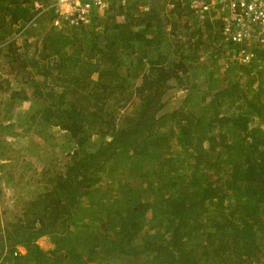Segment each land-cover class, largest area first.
<instances>
[{
	"label": "trees",
	"instance_id": "16d2710c",
	"mask_svg": "<svg viewBox=\"0 0 264 264\" xmlns=\"http://www.w3.org/2000/svg\"><path fill=\"white\" fill-rule=\"evenodd\" d=\"M131 1L133 11L145 3ZM33 2L0 0V20L19 21ZM162 9L154 11L163 26ZM184 10L168 12L175 41L163 56L177 44L175 54L211 64L213 81H194L181 106L160 116L153 91L175 87L169 80L182 84L179 72L190 69L172 56L161 64L147 56L137 84L140 65H129L137 35L127 12L104 27L95 15L87 26L56 30L54 42L4 67L38 91L23 132L64 130L69 159L0 227V264H264V52L263 62L231 59L239 47L223 40L219 22ZM48 54L58 62L39 57ZM0 89L11 107L26 100L8 78ZM122 100L132 106L123 118L116 113ZM43 236L55 250L41 247Z\"/></svg>",
	"mask_w": 264,
	"mask_h": 264
},
{
	"label": "crops",
	"instance_id": "0c3cea01",
	"mask_svg": "<svg viewBox=\"0 0 264 264\" xmlns=\"http://www.w3.org/2000/svg\"><path fill=\"white\" fill-rule=\"evenodd\" d=\"M107 1L109 3V8L104 14L100 15V17L103 18H101L102 21L98 22V24H100L101 26L104 27L106 24H109L112 21L113 16L118 18V21L123 22L126 18V12L131 16L134 15V17L132 16L134 19L132 29L137 35L135 43L136 52L133 55V60L129 62V65H140L141 72L138 73L136 82L137 84L141 83L144 77V73L147 72V69L149 67L150 62L147 56L152 58L155 62H157V64L163 63L164 58L167 59L168 62L171 56L172 58H174L175 62H178L180 60L182 62H186L188 68L190 69V73H188L187 75V71L183 72L184 70H182V72H179L180 75L182 74L181 76L184 75V77H182V84H179L178 81L173 82V80H169L171 83H174L176 85L171 89H179L183 87L185 91L189 92L191 90V83H193L194 81H213V76L211 77V74L208 72V69L212 68L211 64L209 63L208 65H206L203 63H199L195 60H187L181 55L180 52H177V54H175L174 48L177 47V44L172 43V52L170 51L171 54L163 56V54L166 53L165 47L168 45V42L171 43V41L175 40H172V37L174 38L173 31L171 30L172 18L171 15L168 14L167 11H165L166 9H162L161 16L164 23L166 22V24L162 26L156 21L154 9L157 7H161V3L163 4L162 0H145V3H140L138 5V10L135 11L131 9L128 10L127 8L131 7L129 5L130 0ZM122 6H124L125 9L121 11V13L117 12V10ZM145 7L147 9H145ZM31 14L33 15L31 16ZM24 15L21 16V19L16 22L7 19L6 23H3V20H0V81H2L3 78H8L9 86L12 88V90L20 91L23 98L26 99L22 102L17 101L11 107L10 105L12 104L13 99L11 98L9 92H4L0 89V128L1 126H3V124L8 123H14L15 127H30V123L33 120H30V116L33 117L36 108L33 107L32 109L31 105L33 104V98H35V96L38 97V91L33 89L30 83L24 80L21 75L16 76V73L6 72L4 67L11 63L15 55H34L42 43L54 42L57 36V34L55 33L57 31L52 25L51 12H41L39 9H36L34 7L33 2V7H31L30 11H26ZM159 24L161 25V27H163V31L161 30ZM114 27H117V25H114ZM114 30L115 28L112 27L111 33H113ZM142 54H144V57L138 59V56ZM39 57L44 59L50 65H54L59 60L56 56H53L51 54H48L46 56L39 55ZM217 77L218 76L216 72L214 79H217ZM131 80L133 81V79ZM164 80L165 79L163 78L161 81ZM204 87L205 86L199 87V91L205 93L207 90ZM169 90L170 89H168L167 91ZM163 92L165 93L166 91L161 89H155L153 91V96L151 100L156 99V97L157 100H160V97L158 96H160L161 93L164 94ZM6 104L8 110L5 107ZM160 107L161 106H158V110L160 109ZM20 114L24 118H28V114L29 120L25 118V122L21 121L20 123ZM9 115L11 116L10 118ZM31 126L33 127L34 124ZM29 133L30 131L27 132L26 135H29ZM38 243L41 245L40 241ZM41 247L43 246L41 245ZM50 247L51 249L47 248L46 250H55L54 245H51ZM24 248H22L23 252L26 251Z\"/></svg>",
	"mask_w": 264,
	"mask_h": 264
},
{
	"label": "rangeland",
	"instance_id": "374dc122",
	"mask_svg": "<svg viewBox=\"0 0 264 264\" xmlns=\"http://www.w3.org/2000/svg\"><path fill=\"white\" fill-rule=\"evenodd\" d=\"M186 21L192 22L191 19H187ZM191 28L194 29V26H191ZM215 37L216 34L213 33L212 38L214 39ZM215 42L220 45L221 40L215 39ZM208 51L211 50L207 46L204 52ZM256 84L257 81L254 86ZM189 92L185 91L183 87L179 89L170 88L169 91L163 92L164 94L161 93L158 96L160 100H157V97L152 100L151 105L154 109H158V106L164 105L157 114L160 116L165 112L179 108ZM37 100L38 98L35 96L31 105L32 109L36 107ZM112 101L110 100V102ZM114 102H116L115 99ZM119 104L117 102L116 107L119 106L121 109L116 112L118 116L123 118L129 115L128 109H132V106L128 108V102L124 100ZM0 130L2 129L0 128ZM42 132V134H37L30 131L29 135H26L23 133V127L21 126L15 127L13 130L5 128L3 132L0 131L1 229H4L3 223L7 220H16L26 201L37 195L42 190L46 181L49 180V177L56 176L64 163L69 159L66 153V132L59 128L45 129ZM1 165L4 167L1 168ZM0 235H2L1 231ZM39 241L45 249H51L50 246L54 245L48 236L41 237Z\"/></svg>",
	"mask_w": 264,
	"mask_h": 264
},
{
	"label": "built area",
	"instance_id": "2783aa9c",
	"mask_svg": "<svg viewBox=\"0 0 264 264\" xmlns=\"http://www.w3.org/2000/svg\"><path fill=\"white\" fill-rule=\"evenodd\" d=\"M162 2L167 12H172L179 5L186 9L183 14L191 10L200 19L210 18L219 22L218 28L223 40L239 47L231 59H237L243 64H250L256 60L263 62L258 53L264 52V0H162ZM34 7L41 12H53L52 25L56 30H60L66 26L77 28L91 24L95 15H102L107 11L109 3L107 0H34ZM22 248L24 247L19 245L17 252L24 253Z\"/></svg>",
	"mask_w": 264,
	"mask_h": 264
},
{
	"label": "water",
	"instance_id": "95a60500",
	"mask_svg": "<svg viewBox=\"0 0 264 264\" xmlns=\"http://www.w3.org/2000/svg\"><path fill=\"white\" fill-rule=\"evenodd\" d=\"M1 240H2V235H1V237H0V245H1Z\"/></svg>",
	"mask_w": 264,
	"mask_h": 264
}]
</instances>
